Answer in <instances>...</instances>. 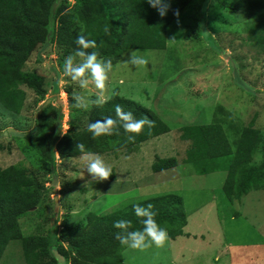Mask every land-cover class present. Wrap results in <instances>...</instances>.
I'll return each instance as SVG.
<instances>
[{"label":"rangeland","instance_id":"rangeland-1","mask_svg":"<svg viewBox=\"0 0 264 264\" xmlns=\"http://www.w3.org/2000/svg\"><path fill=\"white\" fill-rule=\"evenodd\" d=\"M213 1L192 0L167 28L165 50H135L148 60L146 65L126 63L133 50L112 62L103 94L94 85L79 88L60 71L64 61L58 60L52 24L47 43L37 46L22 67L24 73L42 77L46 95L37 99L23 86L26 100L20 115L7 114L0 105V170L23 166L46 189L41 205L19 220L23 236L55 234L62 239L67 229L83 222L88 213L100 216L138 200L175 194L182 198L186 215L183 234L163 248L153 246L141 252L127 247L125 263L264 264V189L229 202L222 193L224 172L199 175L194 166L183 162L189 148V142L180 140V129L185 126L220 123L234 150L232 127L243 128L253 120L264 142V48L260 51L244 43L249 19L242 12H219ZM55 4L54 11L60 0ZM72 4L73 0H67L66 7ZM217 13H224L226 25L212 22ZM114 89L150 110L170 132L130 154H100L112 168V176L103 182L91 179L81 156L70 160L56 156L53 169L37 156L26 135L34 128L39 106L48 102L50 110L62 113L64 134L71 113L76 110L79 115L70 107L68 93L71 98L81 94L103 102L114 95ZM82 112L81 126L86 125L89 110ZM157 158H173L177 165L152 173ZM260 160L258 152L254 163ZM57 260L69 264L61 256ZM0 264H23L17 243H10L2 252Z\"/></svg>","mask_w":264,"mask_h":264},{"label":"trees","instance_id":"trees-1","mask_svg":"<svg viewBox=\"0 0 264 264\" xmlns=\"http://www.w3.org/2000/svg\"><path fill=\"white\" fill-rule=\"evenodd\" d=\"M0 0V105L12 115H20L25 106V86L37 99L46 95L43 79L37 74H27L22 67L37 46L47 43L52 24V40L59 49L58 60L77 49L78 35L93 39L101 59H112L115 63L129 50L163 51L166 48L167 28L192 0H166L170 4L167 15L161 18L146 0H73L66 7L67 0ZM219 12H242L249 20L244 31V43L263 51L264 48V0H214ZM218 14L213 19L215 25H226V17ZM179 16V15H178ZM224 19V20H222ZM212 31L216 34L217 30ZM107 29V31H105ZM222 34V33H221ZM219 37V36H218ZM64 63L60 64L63 72ZM70 90V89H68ZM70 92V91H69ZM69 105L74 103L68 93ZM130 110L136 117L148 116L155 121V128L148 134L147 128L135 143L128 142L131 135L121 129L120 135L92 138L88 124L105 116H115V105ZM72 108V107H71ZM51 104L37 109L33 130L26 139L37 156L53 169L56 156L70 160L81 156L76 145L83 143L86 151L99 154L124 151L135 152L138 147L154 138L170 132V128L150 110L136 101L124 98L114 89V95L106 101L93 105L81 126L84 113L74 110L70 115L68 130L61 132V112L52 111ZM236 147L233 150L220 123L191 125L180 129V140L189 142L184 164L194 166L199 175L224 172L223 196L229 201H238L249 192L264 189V142L254 121L243 128L232 127ZM261 150V151H260ZM259 163H254L257 153ZM173 158H157L151 165L152 173L175 168ZM46 189L36 176L28 173L23 166H10L0 170V255L10 243H17L22 252L23 264H59L53 256L54 247L59 256L69 264H127L121 246L114 238L118 230L113 227L117 220L132 222V230L141 229L132 205L151 203L158 214L157 223L167 229L170 239L183 234L186 215L182 198L175 194L160 195L138 200L123 209L104 215L88 213L83 222L67 229L60 239L41 235L23 236L19 220L36 210L43 202ZM65 243V244H64ZM66 246L67 250L64 248Z\"/></svg>","mask_w":264,"mask_h":264},{"label":"clouds","instance_id":"clouds-1","mask_svg":"<svg viewBox=\"0 0 264 264\" xmlns=\"http://www.w3.org/2000/svg\"><path fill=\"white\" fill-rule=\"evenodd\" d=\"M146 3L151 8H154L161 18L167 15L170 8V4L166 3V0H146ZM178 15L177 10L174 12V16L178 17ZM75 43L77 45L76 51L67 55L64 59V76L70 78L81 89H88L90 85H94L103 94L107 91L109 73L113 68L112 61L99 58L100 54L98 51H88L89 49H97L99 46L95 40L88 39L83 34L77 36ZM126 63L134 67H141L146 65L148 60L133 50L128 54ZM72 100L74 101L71 105L72 108L85 111L90 110L94 104L100 102L99 98L93 101L81 94L74 95ZM114 112V117L108 115L88 124L87 130L91 133L93 139L102 136H119L121 129H123L125 133L131 134L127 137L128 142L135 143L136 136L143 133L146 128L148 134H151L152 129L155 128V121L148 116L136 117L132 111H126L119 104L115 105ZM76 147L81 153V159L85 163L87 173L92 180L103 182L112 176L111 166L105 162L99 153L86 151L83 143L76 145ZM153 208L154 206L151 203L146 205L136 203L132 205L134 214L141 218V229L132 230V222L130 220L121 219L114 222L113 227L118 230L114 233V238L121 246L141 252L153 246L156 248L165 247L170 237L167 229L157 223L156 216L158 213ZM51 251L59 259L54 247Z\"/></svg>","mask_w":264,"mask_h":264},{"label":"water","instance_id":"water-1","mask_svg":"<svg viewBox=\"0 0 264 264\" xmlns=\"http://www.w3.org/2000/svg\"><path fill=\"white\" fill-rule=\"evenodd\" d=\"M55 5H56V4H55ZM55 5H54V7H53V10H54V8H55ZM47 104H48V102L43 103V104L40 106V109H43L45 106H47Z\"/></svg>","mask_w":264,"mask_h":264},{"label":"crops","instance_id":"crops-1","mask_svg":"<svg viewBox=\"0 0 264 264\" xmlns=\"http://www.w3.org/2000/svg\"><path fill=\"white\" fill-rule=\"evenodd\" d=\"M5 112H6V110H5ZM7 114H8V112H6Z\"/></svg>","mask_w":264,"mask_h":264}]
</instances>
